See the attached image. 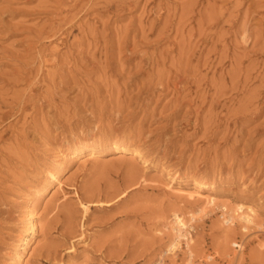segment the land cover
<instances>
[{"label":"rangeland","instance_id":"rangeland-1","mask_svg":"<svg viewBox=\"0 0 264 264\" xmlns=\"http://www.w3.org/2000/svg\"><path fill=\"white\" fill-rule=\"evenodd\" d=\"M195 182L260 228L210 208L193 263L264 264V0H0V264L25 239V264H186L164 219L203 201L167 186Z\"/></svg>","mask_w":264,"mask_h":264},{"label":"bare ground","instance_id":"bare-ground-1","mask_svg":"<svg viewBox=\"0 0 264 264\" xmlns=\"http://www.w3.org/2000/svg\"><path fill=\"white\" fill-rule=\"evenodd\" d=\"M112 142V141H111ZM107 148V147H106ZM112 150L119 153H126V152H130L131 156L128 157L129 159H133V158H141L142 159V155L141 153L137 150V149H133L130 150L126 145L123 144H117L114 143L112 145ZM132 148V147H131ZM136 148V147H135ZM95 152V147L94 146H79L76 147L74 149V154L75 156L78 158V156L82 155V154H86L88 153V155H90V157L93 156ZM62 156V155H61ZM65 156V155H64ZM74 156V155H73ZM87 156V155H86ZM89 157V158H90ZM144 157V155H143ZM95 158V157H94ZM56 159V158H55ZM75 159V158H74ZM72 160V159H71ZM148 160V159H147ZM146 160V161H147ZM61 162V161H60ZM142 162V161H141ZM148 162V161H147ZM143 163L146 164V162L143 160ZM144 166V164H143ZM61 167V166H60ZM59 167V168H60ZM146 167V166H145ZM64 169V168H62ZM163 170V169H162ZM54 171V170H53ZM166 172V170H164ZM161 177V176H160ZM168 177V176H167ZM178 175H172L169 176L168 178L170 179L171 182H174L178 179ZM165 178V177H164ZM50 179L51 182L57 184V187L60 186L62 184V181H60L59 178V174L58 172H51L50 173ZM143 180V179H142ZM144 180H146L144 178ZM146 181H144L143 184ZM168 182V180H167ZM67 186V185H65ZM177 186V185H176ZM70 187V186H68ZM74 187V186H73ZM170 190H172L174 193H176L177 195H179L178 197H180V195H185L186 198L189 199V201H194L197 200L199 198H201V201H203V205L198 208L197 210L193 211V212H189L188 213V217L189 219H187L188 221H186L182 216H180L175 210L171 211L170 214V220L165 221L164 219V224H163V228H164V232L166 233V235L168 236L167 240H162L164 242H166V250L164 252L163 255H171V256H175L176 252L178 250H180L182 248V244L181 241L185 240V254H186V264H194L193 263V252L191 249V245L195 242L192 238V235L190 234V229L193 230V226L191 224V222L195 221V219H199L201 216L206 215L210 210V208L212 207H216L217 209L220 208L223 213L227 212V216L224 219V223L225 224H229L232 227L234 226V222H238L240 224V229L243 233L248 232L250 230V228L257 226L258 224V213H256V211L254 210V208L251 205H248L246 203L240 202V203H236L234 205H230L228 206V204H221V205H217V202H220L219 199L216 196L213 195H203L201 192L202 189L206 188V185L203 183H199V182H195L194 183V187L192 189V191L190 190H186L185 188H182L181 186L179 187H172V186H167ZM55 188V187H54ZM62 189V188H61ZM168 189V190H169ZM54 190V189H53ZM63 190V189H62ZM50 191V190H49ZM56 191V190H55ZM58 192V191H57ZM62 192V191H61ZM75 192V191H74ZM215 193V192H214ZM51 194V193H50ZM53 194V193H52ZM77 194V193H76ZM46 195V194H45ZM176 195V196H177ZM216 195V194H215ZM30 197V196H29ZM93 195L90 196V198H92ZM183 197V196H181ZM47 198H51L48 197ZM46 198V201H47ZM95 198V197H94ZM38 199V198H37ZM52 199V198H51ZM99 199V198H98ZM35 200V199H33ZM53 200V199H52ZM86 200V199H84ZM90 200V199H88ZM100 200V199H99ZM99 200H90V201H86V202H80L79 204L81 205L82 209H83V214L84 215H88V211L91 206H99V205H109V203H102ZM56 201V200H55ZM58 201V199H57ZM54 203V202H53ZM223 203V201L221 202ZM33 204V203H32ZM39 204V203H38ZM231 204V203H230ZM251 204V203H250ZM57 205V204H56ZM78 205V204H77ZM111 205V204H110ZM80 207V206H79ZM80 207V208H81ZM53 208V207H52ZM36 209V208H35ZM256 209V208H255ZM257 210V209H256ZM52 211V210H51ZM178 211V210H177ZM188 212V211H187ZM87 213V214H86ZM222 213V214H223ZM169 214V213H168ZM185 214V213H183ZM83 215V216H84ZM36 216L38 217V215H36V213L32 210L29 211V213L27 214V218L25 220V226L27 228V231L30 234H34L37 228V222H36ZM167 216V215H166ZM222 217H224L223 215H221ZM164 217V216H163ZM162 218V217H161ZM221 218V217H220ZM223 218H221L222 220ZM163 220V219H162ZM39 221V220H38ZM39 224V223H38ZM196 225V224H195ZM82 226V225H81ZM258 228H260L259 226H257ZM230 228V227H229ZM160 229V228H158ZM162 231V230H161ZM161 231H157L156 234L158 236L163 237L164 233ZM196 232V230L194 231ZM25 237V236H24ZM79 237V236H78ZM165 237V236H164ZM87 241V239H86ZM85 241V242H86ZM82 242V241H81ZM80 242V243H81ZM162 242V241H161ZM87 243V242H86ZM262 243V242H261ZM264 243V242H263ZM83 244V243H81ZM165 245V244H164ZM29 246L28 241L25 239L23 240L22 243V251L21 252H17L14 256V261L15 264H25L26 263V258L27 256H29V254L31 253H27V248ZM262 247V246H261ZM68 249V248H67ZM73 250V248H70V250H68V253L71 252ZM32 251V250H31ZM200 254V253H199ZM161 256V255H160ZM30 257V256H29ZM172 259V258H171ZM185 259V258H184ZM198 259V258H197ZM207 259V258H206ZM30 260V259H29ZM9 261V260H8ZM11 262L13 263V261L11 260ZM196 262V261H195ZM207 262V261H206ZM11 263V264H12ZM156 264H162V259H160ZM167 264V263H166Z\"/></svg>","mask_w":264,"mask_h":264},{"label":"built area","instance_id":"built-area-1","mask_svg":"<svg viewBox=\"0 0 264 264\" xmlns=\"http://www.w3.org/2000/svg\"><path fill=\"white\" fill-rule=\"evenodd\" d=\"M157 263V262H156Z\"/></svg>","mask_w":264,"mask_h":264}]
</instances>
